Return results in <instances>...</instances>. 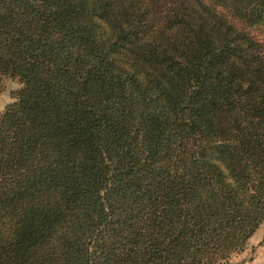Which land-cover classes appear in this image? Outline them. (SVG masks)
Segmentation results:
<instances>
[{"label": "trees", "instance_id": "1", "mask_svg": "<svg viewBox=\"0 0 264 264\" xmlns=\"http://www.w3.org/2000/svg\"><path fill=\"white\" fill-rule=\"evenodd\" d=\"M0 264H217L264 223V0H0Z\"/></svg>", "mask_w": 264, "mask_h": 264}, {"label": "crops", "instance_id": "2", "mask_svg": "<svg viewBox=\"0 0 264 264\" xmlns=\"http://www.w3.org/2000/svg\"><path fill=\"white\" fill-rule=\"evenodd\" d=\"M228 264H264V223L259 224L243 250L232 255Z\"/></svg>", "mask_w": 264, "mask_h": 264}, {"label": "rangeland", "instance_id": "3", "mask_svg": "<svg viewBox=\"0 0 264 264\" xmlns=\"http://www.w3.org/2000/svg\"><path fill=\"white\" fill-rule=\"evenodd\" d=\"M19 86H20V83L17 81V79L11 78L6 75L0 76V111L7 102H10L11 100H13V91ZM243 248L241 250H243ZM241 250L237 252H240ZM237 252L232 253L229 256L227 261H221V262H218L217 264H228L230 259L232 258V255H235V253Z\"/></svg>", "mask_w": 264, "mask_h": 264}]
</instances>
